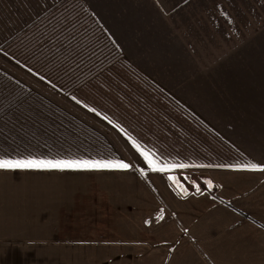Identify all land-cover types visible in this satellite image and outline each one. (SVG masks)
Masks as SVG:
<instances>
[{"label": "crops", "instance_id": "obj_1", "mask_svg": "<svg viewBox=\"0 0 264 264\" xmlns=\"http://www.w3.org/2000/svg\"><path fill=\"white\" fill-rule=\"evenodd\" d=\"M83 3L131 67L142 73L146 69L163 90L177 96L180 81L174 75V80H166L164 66L171 63L166 52L172 50L176 57L175 47L164 52L162 60L159 39L150 40L130 20L111 25L105 13ZM239 8L242 13L246 10L242 4ZM257 35L249 40L236 38L230 53L219 59H226L225 65L238 61L234 66L240 73L245 70L260 77L256 84L263 91L264 37ZM227 81L225 75L215 80L209 77L208 90L195 85L187 90L189 101L181 99L249 163L210 170L209 177L198 183L182 179L181 190L177 179L173 183L166 174L152 172L133 150L141 169L132 167L133 159H129L128 171H0V252L40 251L43 238L50 251L84 246L83 251H92L89 260L93 264H264V171L238 170L252 164L264 168V115L257 111L264 106V98L250 97L246 105V100L230 94L224 115L217 97ZM168 82H176L177 88ZM231 84L237 83L232 79ZM13 190L24 193L22 207L28 212L24 219L20 207L10 203L21 193Z\"/></svg>", "mask_w": 264, "mask_h": 264}, {"label": "rangeland", "instance_id": "obj_2", "mask_svg": "<svg viewBox=\"0 0 264 264\" xmlns=\"http://www.w3.org/2000/svg\"><path fill=\"white\" fill-rule=\"evenodd\" d=\"M85 1L90 6L94 5L99 12L105 13L104 19L111 25L115 22L127 24L130 20L131 24L136 25V30L145 33L150 40L156 42L159 39L162 47V60L165 56L164 52L175 47L176 57H173L172 50L166 52V60L171 63L164 66L168 70L166 80H174V75L180 81V89L176 91L177 96L174 91L173 96L170 90V93L163 90L165 87L157 84L158 82L150 76L146 69L144 74L142 70V72L135 70L124 60L130 70L156 85L161 92L159 95L149 96L148 94H153L151 89L137 82L134 76L129 75L128 84L132 85L134 92L137 90L138 95L134 96L132 105L127 107L122 102L130 98L129 93L124 91L127 83L118 81L109 86L112 80H108L104 72H101L99 75L104 76L100 84L88 86L89 91L95 90L89 101L102 102L101 105H104L105 110L102 114H105V117H108L106 113L117 117L101 118L95 112L78 106L69 97L56 91L39 77L9 61L1 52L5 44L0 43V72L4 73L6 78H12L22 85L26 94L31 97H35L34 94L39 95L57 107L52 115L61 119L57 120L59 128L52 126L56 123L50 124L48 134L40 139L27 142L0 138V157L121 159L126 163L134 157L132 150L137 152L133 147L134 142L141 150L150 154L153 152L160 161L180 163L178 166L184 163L189 165V168L176 167L163 174L164 176L166 174V177L171 176L177 179V183L175 179L170 182L176 183L178 187H182V183L179 182H182V179L198 183L209 177L207 174L211 173L210 170L233 164L249 163L242 152L230 144L229 140L213 128L208 129L203 123L204 120L194 114V108L187 102H183L181 98L189 101L188 98H191V93L187 92L189 88L200 85L201 89L208 90L209 77L215 80L222 75L227 76L228 81L223 91L219 90L217 99L218 102L222 101L219 106L224 115L227 113L230 94L236 95L235 99L239 101L246 100V105L250 97L264 98V89L260 91L256 84L260 77L251 76L247 74L249 71L245 70L240 73L239 68L234 66L239 65L238 61L225 65L226 59H219L221 55L230 53L232 41L236 38L246 36L249 40L256 38L257 34L264 37V0ZM22 3L23 1L19 0L18 5ZM8 4L16 6L13 0H8ZM241 4L246 9L244 13L239 8ZM5 7L3 5V8ZM246 24L252 26L247 27ZM243 26L246 30H242ZM127 65L122 63L124 68ZM232 79L237 84L228 85ZM5 83L6 81L1 84L3 88H7ZM175 84L176 82H168V85L176 89ZM144 91L147 93L145 97L143 96ZM114 94L116 100L112 104ZM85 101L91 109L94 107L87 100ZM257 111H260L259 115H264V106H260ZM206 113L211 115V111ZM214 113L217 116L218 113L216 111ZM72 117L78 123L72 121ZM54 133H62L64 138L54 141L52 139ZM70 134L76 135L71 136ZM27 138L29 137L26 135L25 139ZM155 156L153 155L154 158ZM140 164L136 158L131 163L132 167L138 169L143 167ZM18 191L21 193L18 195L15 193L14 195L17 196H14L10 203L15 202L20 207L23 212L21 217L24 219L28 214L25 207H22L24 193L22 190ZM45 197L48 196L45 195ZM12 215L16 216L15 212ZM98 237H101L100 240L104 239L101 234ZM25 240L31 244L29 238ZM39 243L40 251H23L16 248L8 252L1 251L0 264H93L89 260L92 251H83L84 246H74V250L59 252L50 251L49 244L47 241L44 242L43 238ZM30 244L18 245L29 247ZM32 245L36 248L38 244ZM10 247H15V245L12 244Z\"/></svg>", "mask_w": 264, "mask_h": 264}, {"label": "trees", "instance_id": "obj_3", "mask_svg": "<svg viewBox=\"0 0 264 264\" xmlns=\"http://www.w3.org/2000/svg\"><path fill=\"white\" fill-rule=\"evenodd\" d=\"M13 1L14 7L8 0H0V43L5 44L1 52L9 61L101 118H117L102 114L105 111L102 102L89 101L95 90L89 91L88 86L100 84L104 75L112 80L109 86L118 81L127 83L124 91L130 98L122 102L127 107L132 105L138 94L128 84L131 74L122 66L127 63L83 0H22L25 4L20 5L19 0ZM101 72L104 75H99ZM5 81L7 88L1 85ZM24 89L0 72V138L3 140L28 142L45 137L52 123L59 128L60 117L52 115L57 107L34 93L35 97H31ZM85 100L94 107L87 106ZM115 100L114 94L112 104ZM72 121L78 123L73 117ZM26 135L29 138L25 139ZM61 138H64L62 133L52 135L54 141Z\"/></svg>", "mask_w": 264, "mask_h": 264}, {"label": "snow or ice", "instance_id": "obj_4", "mask_svg": "<svg viewBox=\"0 0 264 264\" xmlns=\"http://www.w3.org/2000/svg\"><path fill=\"white\" fill-rule=\"evenodd\" d=\"M133 147L147 163L149 169L154 173L164 174L172 169L179 167L181 169L188 167L181 164L169 165L165 162H158L154 160L150 154L140 149L138 145L133 142ZM14 169L22 170H38V171H128L130 165L123 160H104V159H43V158H20L12 159L7 157H0V171H11ZM238 170H262L264 168L259 165L252 164L246 168ZM141 175H144L141 171ZM169 180H174V177L169 176ZM210 183V182H209ZM187 190H185L186 192ZM199 191V188H197ZM147 223V221L145 222Z\"/></svg>", "mask_w": 264, "mask_h": 264}, {"label": "built area", "instance_id": "obj_5", "mask_svg": "<svg viewBox=\"0 0 264 264\" xmlns=\"http://www.w3.org/2000/svg\"><path fill=\"white\" fill-rule=\"evenodd\" d=\"M129 70H128V69ZM125 69H127V71L131 74V76H134L135 77V79H136V81L137 82H139V83H141V84H143V85H145V86H148V88H150L151 89V92H153V94H148L149 96H154V95H159L160 94V90L156 87V85H154V84H152L151 82H149V81H146V80H144V79H142V76H140L139 74H137L136 72H133L132 70H130V68L129 67H125ZM144 93H145V91H144ZM143 96L145 97V96H147V93H145V94H143ZM167 102V104H169V101L167 100L166 101ZM146 148V147H145ZM146 149H148V148H146ZM150 152H151V150L150 149H148ZM150 154V153H149ZM155 156V154L152 152L151 154H150V156H152L153 157V155ZM156 157V156H155ZM178 164H180V163H178ZM178 164H177V166H178ZM184 165H187L188 166V168H189V165L187 164V163H184ZM242 166V164H233V165H228V166H223V168H238V167H241Z\"/></svg>", "mask_w": 264, "mask_h": 264}]
</instances>
